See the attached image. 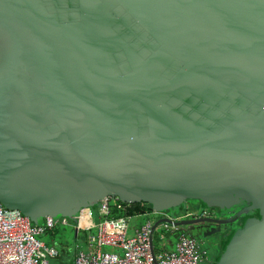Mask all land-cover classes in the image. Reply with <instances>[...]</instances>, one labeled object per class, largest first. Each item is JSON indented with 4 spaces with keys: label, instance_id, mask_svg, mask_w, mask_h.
Segmentation results:
<instances>
[{
    "label": "water",
    "instance_id": "obj_1",
    "mask_svg": "<svg viewBox=\"0 0 264 264\" xmlns=\"http://www.w3.org/2000/svg\"><path fill=\"white\" fill-rule=\"evenodd\" d=\"M105 198L243 201L214 264H264V0H0V203Z\"/></svg>",
    "mask_w": 264,
    "mask_h": 264
},
{
    "label": "built area",
    "instance_id": "obj_2",
    "mask_svg": "<svg viewBox=\"0 0 264 264\" xmlns=\"http://www.w3.org/2000/svg\"><path fill=\"white\" fill-rule=\"evenodd\" d=\"M132 204L113 202L110 198L101 200L96 208H82L75 216L78 220L76 233L87 231V251L78 252L73 264H200L204 263L198 241L182 226L177 218L163 211L148 210L129 213ZM161 219L163 230L175 233L170 247L163 244L155 250L153 227L155 220ZM194 218L210 216L208 209H194L187 213ZM144 216V221L134 227L135 219ZM67 224V218L63 217ZM57 221L47 216L40 224L18 210L5 208L0 203V264H51V259L59 257L54 246H47L39 239L43 233L55 228ZM95 231V234L92 233ZM130 232V233H129ZM104 245L115 248V252H104ZM58 264V263H56Z\"/></svg>",
    "mask_w": 264,
    "mask_h": 264
},
{
    "label": "rangeland",
    "instance_id": "obj_3",
    "mask_svg": "<svg viewBox=\"0 0 264 264\" xmlns=\"http://www.w3.org/2000/svg\"><path fill=\"white\" fill-rule=\"evenodd\" d=\"M188 206H187V205ZM199 204V200L196 199H189L186 201L181 202L180 204L171 205L167 210H163V212L168 213L170 216H173L174 218H177L178 223L184 220L186 217V214L190 211H193ZM235 207H222V208H216V215L222 219V218H230L233 217L239 208L240 204H245L243 201H237ZM97 205H93L92 209L94 212H96ZM207 209H214L207 208ZM257 216L256 211H250L246 215H244L245 218L247 217H254ZM64 216H54V219L57 221V224L54 229L48 230L45 233H43L41 236H39V239L43 241L47 246H54L59 251V257L57 259H51V264H73V261L75 257L77 256L78 252L80 251H87L88 248V235L89 232L87 231H79L76 233V225H78V220L76 217H66L68 220V223H63ZM188 217H192L191 215H188ZM149 218L155 220V226L153 227V242L152 245L155 250H158L161 245L163 244L166 247H170L172 244V240L175 238V233H170L168 231L163 230L161 226V219L158 218L157 215H150ZM145 217L141 216L139 219H135V221L132 223V226L136 227L140 225L144 221ZM190 219V218H189ZM186 219V220H189ZM43 218H40L38 220V224L43 222ZM231 224V223H230ZM242 222L239 220L236 224L231 225L232 227L228 229L227 233H234V232H240L241 230ZM182 226V225H181ZM183 230L191 231L196 236H200L204 238V233L200 232L197 228V226L194 224L192 225H185L182 226ZM225 230V229H224ZM93 234H95V231H92ZM130 233V232H129ZM217 240H211L210 246H213L216 244ZM102 251L104 252H115V248L111 246L104 245L102 247ZM204 264V263H200Z\"/></svg>",
    "mask_w": 264,
    "mask_h": 264
},
{
    "label": "flooded vegetation",
    "instance_id": "obj_4",
    "mask_svg": "<svg viewBox=\"0 0 264 264\" xmlns=\"http://www.w3.org/2000/svg\"><path fill=\"white\" fill-rule=\"evenodd\" d=\"M187 203V202H186ZM187 205V204H186ZM244 204H240L237 205L239 206L238 210L241 209V207ZM188 206V205H187ZM195 209H200V203L198 204V206ZM210 211V216H206V217H200V218H205L208 220H205L203 222H199L196 223L195 225L197 226L198 230L200 232L204 233V238L202 237H198L196 236L193 232L188 231L189 235H191L193 238H195L199 245H200V249L203 253V258H204V264H214L217 257L219 256L221 250H222V244H223V240L224 237L227 234V230L230 229L232 226L236 224L239 220H243L244 215L240 216L239 218H237L234 222L227 223V224H223V223H218L216 221H221V220H225V219H233L236 217V214L233 217L230 218H220L218 216V214L216 215V211L217 209H208ZM237 210V211H238ZM257 214V213H256ZM186 219L192 220V219H197L192 217H188V215L186 214ZM194 225V224H193ZM225 229V230H224ZM211 240H217L218 242L216 244H214L213 246H210V241Z\"/></svg>",
    "mask_w": 264,
    "mask_h": 264
},
{
    "label": "trees",
    "instance_id": "obj_5",
    "mask_svg": "<svg viewBox=\"0 0 264 264\" xmlns=\"http://www.w3.org/2000/svg\"><path fill=\"white\" fill-rule=\"evenodd\" d=\"M148 210H152L151 206L147 203H134L131 205L129 213H142Z\"/></svg>",
    "mask_w": 264,
    "mask_h": 264
}]
</instances>
